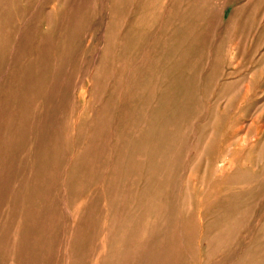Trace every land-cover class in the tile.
<instances>
[{"label": "rangeland", "instance_id": "rangeland-1", "mask_svg": "<svg viewBox=\"0 0 264 264\" xmlns=\"http://www.w3.org/2000/svg\"><path fill=\"white\" fill-rule=\"evenodd\" d=\"M0 264H264V0H0Z\"/></svg>", "mask_w": 264, "mask_h": 264}]
</instances>
